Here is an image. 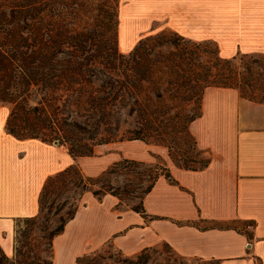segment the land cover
<instances>
[{
  "label": "crops",
  "instance_id": "crops-1",
  "mask_svg": "<svg viewBox=\"0 0 264 264\" xmlns=\"http://www.w3.org/2000/svg\"><path fill=\"white\" fill-rule=\"evenodd\" d=\"M116 46L130 52L140 39L168 29L211 41L221 58L264 53V0H118ZM0 109V248L14 253L18 219L39 211L46 179L72 164L85 175L114 162H152L161 153L140 139L93 147L71 156L59 143L16 138ZM208 164L190 169L164 161L173 181L160 175L142 198V211L117 196L85 191L74 216L51 241V264L78 258L105 244L135 254L159 243L176 254L218 264H264V101L236 88L207 86L200 113L188 124Z\"/></svg>",
  "mask_w": 264,
  "mask_h": 264
},
{
  "label": "rangeland",
  "instance_id": "rangeland-1",
  "mask_svg": "<svg viewBox=\"0 0 264 264\" xmlns=\"http://www.w3.org/2000/svg\"><path fill=\"white\" fill-rule=\"evenodd\" d=\"M118 0H0V38L5 22L12 20L16 8L31 3L36 10L30 15L16 14L17 24L12 28L27 32L33 28L39 33V43L35 42L34 50L64 51L51 60L52 64H68L69 53L74 49L72 41L79 43L78 54L86 63L87 57L102 53L98 60L101 64H93L97 77L91 83L78 80L71 87L76 90L56 93H67L70 98H87L89 96H105L101 83L115 86L117 98L113 105L105 108L110 121L114 118L120 122L119 130L101 126L91 127L97 140L129 139L139 137L143 141L156 146L161 153L155 155L152 162L120 163L114 173H106V169L97 174H83V183L90 178L98 189L103 184H111L114 191L120 193V200L129 208L141 206L143 191L151 182L158 169L164 167L168 160L180 166L199 167L206 159V154L195 143L188 130L191 118L200 111L202 90L212 84L211 76L216 73L212 62L217 61L216 46L211 41H194L184 38L173 31L163 29L146 35L138 44L134 56H121L116 47V5ZM94 30L97 34L94 35ZM34 32V33H35ZM64 34L63 39L57 37ZM37 34L35 33V36ZM91 36H95L91 38ZM195 51L192 60L187 58L189 51ZM194 53V52H193ZM108 56V60L106 59ZM44 60V59H43ZM79 60V59H78ZM132 66V67H131ZM228 67L241 95L264 98V53L237 55L229 63L219 62L216 68L219 73H227ZM6 78L0 72V81ZM135 82L137 87H131ZM108 89V88H107ZM112 92V89H109ZM30 100L35 103L42 91L32 88ZM0 109L8 113L11 105L0 102ZM67 109V108H66ZM72 117L84 122L79 116L82 108L71 107ZM88 126V125H87ZM75 139L77 136H74ZM41 140V139H40ZM59 143L57 140L53 141ZM60 144V143H59ZM67 149L68 143L62 142ZM166 167V166H165ZM160 171V169H159ZM73 180H79L74 175ZM47 180V179H46ZM60 181H55L39 196V211L34 216L17 220L14 235V253L5 256L0 250V264H51V234L59 226L62 219L67 218L68 205L59 209L65 195H75L80 188L69 189L66 193L56 195ZM8 259H7V258ZM78 264H218L216 261H199L176 254L165 243L146 248L135 254H124L105 244L79 258Z\"/></svg>",
  "mask_w": 264,
  "mask_h": 264
},
{
  "label": "trees",
  "instance_id": "trees-1",
  "mask_svg": "<svg viewBox=\"0 0 264 264\" xmlns=\"http://www.w3.org/2000/svg\"><path fill=\"white\" fill-rule=\"evenodd\" d=\"M34 10L36 9L31 5V3H25L16 8V11L12 14L11 21L2 23L3 29L2 36L0 38V72L6 80L2 82L0 81V102H5L11 105L6 121V128L8 132L16 138H39L42 141L49 143L57 140L60 144L64 141L69 145L68 152L71 156H90L93 153L94 145L119 141L114 139H101V141H96L97 138L96 135H94L95 133L90 132L91 129H89L91 127L98 129L101 126L112 128L113 126V129L117 131L119 130L120 122L118 119L114 118L113 121H110L108 114L104 113L105 108L109 105H113L114 101L117 99L114 95L115 86L112 84L105 85L104 83H101L100 87L102 88V92L105 93V96L94 95L83 99L80 97L71 99V95H68L67 93H56V90L76 92L71 85L73 83L78 84V80H84L87 83H91L94 78L101 80L97 77L95 68L93 69V67H95L93 64H101L102 62L98 59L103 55L102 53L92 55L85 59L87 61L86 63H83L80 60L82 58L81 55L77 53L79 50V43L74 40L70 45L74 49L68 54L70 57V59H68V64H52L51 60L55 59L58 55L63 54V50L60 48L58 50L52 49L51 51L48 49H45V51L34 50L33 47L35 46V42H40L39 33L37 31H33L34 29L29 27L26 28L27 32H21L16 30L15 27H11V24L18 23L17 17L15 16L16 14L30 15V11ZM34 32L37 34L36 36ZM95 34H97V31L94 30V35ZM57 37L59 39H63V32L58 33ZM93 37L95 39V36H91V38ZM142 39H140L139 42ZM137 44L130 52L127 53V56L131 57L136 54L138 47ZM188 54L190 55L187 58L190 63L194 65L192 60H196V57H194L196 52L190 50ZM125 55L126 54L123 53L121 54V56ZM215 58L217 61H213L212 64L216 73L210 75L211 80L209 81H211L212 84H208L207 86L236 88V84L232 81L233 77L230 74L233 70L228 67L227 73H219V68H216V65H218L220 61L227 64L235 60L236 56L230 59H225L221 58L217 52V56ZM106 59L108 60V56H106ZM130 86L137 87L135 82L130 83ZM33 87L43 92L35 103H32L30 100ZM109 89H112V92L109 91ZM242 96L252 101H264V98L255 100L253 97ZM72 106H80L82 108L81 112L84 113L77 112V114L84 118V122L72 117ZM199 113L196 116H198ZM195 117L191 118L190 121ZM111 124L113 125L110 126ZM75 135L77 136L76 139L74 137ZM134 139L142 140L139 137L129 138L126 140ZM125 162L144 163L142 161L122 159L114 162L106 170V173H114L120 163ZM207 164L208 158H206L199 167H190L186 165H184V167L198 169L206 166ZM156 169L158 170L154 177H152L149 185L143 191V196L151 190L154 182L160 175H163L168 180L173 181L167 167L161 166L156 167ZM74 175L79 177L78 181L73 180L72 177ZM83 177L84 176L79 166L77 164H72L62 171L49 176L45 181L39 196H41L55 181H60L61 183L60 187H58L56 191V195H60L62 192L66 193L69 189H74V192H76L75 188H80L81 190L77 194V197L75 195H65L60 206H58L59 209H63L68 205L69 211L67 212V218L62 219L59 226L52 232L51 241L56 234L63 230L65 223L74 216L78 208V201L85 191H91L98 199L106 193L115 195L120 199V193L115 192V187L110 183L106 185L102 183L98 189H92L91 186L94 185V183L91 182L90 178L87 179V183H83ZM39 196L38 203L41 205ZM133 209L141 212L142 201L139 208L133 207ZM0 250L2 251L1 248ZM3 254L7 256L4 252ZM77 261H79V258Z\"/></svg>",
  "mask_w": 264,
  "mask_h": 264
},
{
  "label": "water",
  "instance_id": "water-1",
  "mask_svg": "<svg viewBox=\"0 0 264 264\" xmlns=\"http://www.w3.org/2000/svg\"><path fill=\"white\" fill-rule=\"evenodd\" d=\"M54 143H56V142H54Z\"/></svg>",
  "mask_w": 264,
  "mask_h": 264
}]
</instances>
